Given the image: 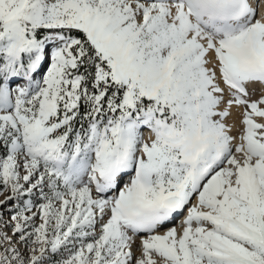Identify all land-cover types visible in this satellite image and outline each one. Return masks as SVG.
<instances>
[{"label":"snow or ice","instance_id":"snow-or-ice-1","mask_svg":"<svg viewBox=\"0 0 264 264\" xmlns=\"http://www.w3.org/2000/svg\"><path fill=\"white\" fill-rule=\"evenodd\" d=\"M0 264H264V0H0Z\"/></svg>","mask_w":264,"mask_h":264},{"label":"rangeland","instance_id":"rangeland-1","mask_svg":"<svg viewBox=\"0 0 264 264\" xmlns=\"http://www.w3.org/2000/svg\"><path fill=\"white\" fill-rule=\"evenodd\" d=\"M251 87L255 88V89L257 90V93L259 94V90H260V88H261V86H260L259 84L252 85ZM255 98H256V97H253V99H255ZM236 116H237V115H236V110H235V116H233L232 119H234ZM236 120H237V124H238V118H237V117H236ZM231 122H232V120L230 119V120H229V123H231Z\"/></svg>","mask_w":264,"mask_h":264},{"label":"bare ground","instance_id":"bare-ground-1","mask_svg":"<svg viewBox=\"0 0 264 264\" xmlns=\"http://www.w3.org/2000/svg\"><path fill=\"white\" fill-rule=\"evenodd\" d=\"M233 116H235V109H233ZM237 117V116H236ZM236 117L234 119H236ZM238 118V117H237Z\"/></svg>","mask_w":264,"mask_h":264}]
</instances>
